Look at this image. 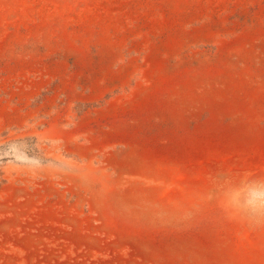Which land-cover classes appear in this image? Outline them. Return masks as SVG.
<instances>
[{
  "label": "rangeland",
  "instance_id": "374dc122",
  "mask_svg": "<svg viewBox=\"0 0 264 264\" xmlns=\"http://www.w3.org/2000/svg\"><path fill=\"white\" fill-rule=\"evenodd\" d=\"M0 264H264V0H0Z\"/></svg>",
  "mask_w": 264,
  "mask_h": 264
}]
</instances>
